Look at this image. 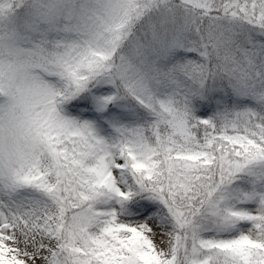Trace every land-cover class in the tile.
Masks as SVG:
<instances>
[{
	"label": "snow or ice",
	"instance_id": "6c2138e0",
	"mask_svg": "<svg viewBox=\"0 0 264 264\" xmlns=\"http://www.w3.org/2000/svg\"><path fill=\"white\" fill-rule=\"evenodd\" d=\"M0 264H264V0H0Z\"/></svg>",
	"mask_w": 264,
	"mask_h": 264
}]
</instances>
